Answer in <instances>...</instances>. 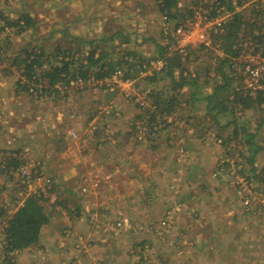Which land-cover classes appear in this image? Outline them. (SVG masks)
Segmentation results:
<instances>
[{"label": "rangeland", "instance_id": "374dc122", "mask_svg": "<svg viewBox=\"0 0 264 264\" xmlns=\"http://www.w3.org/2000/svg\"><path fill=\"white\" fill-rule=\"evenodd\" d=\"M194 1L182 0L181 4L192 9L195 8ZM213 1L215 0H203V9L196 8L197 16H189L181 26L186 36H176L175 41H171L164 37L165 19L159 12L157 0H0V47L6 44L2 54L5 60H13L27 48L37 51L41 48L45 57L49 58V53L54 52L59 39L63 40L61 46L64 48L73 52L75 50L76 53L81 51L80 62L95 52L96 57L104 55L100 65L110 62L113 64L111 67H115L116 72L108 76L74 80L69 90L60 84L56 88L61 90L62 95L65 94L63 101L75 104V107L83 108L87 105L86 101L77 100V97L80 95L92 98L94 90L105 91L107 95H120L127 102L133 103L139 110V118H127L125 122L129 121L127 132L131 133L130 138L134 144H146L160 138V132L166 130L174 120L170 115L181 112L186 107L184 103L175 102V111H160L153 124L148 121L151 119L150 112L153 114L155 109V96L161 97L164 92L165 99L168 95L177 94L203 96V104H200L203 108V140L199 136L188 140L186 134L170 131L173 136L176 135V139L172 141L170 150L164 152V158L175 159L174 165L170 166L174 186L165 185V189L161 190L155 174L149 177L150 172L157 174L155 170L163 169L165 165L163 163V166H158L162 154L157 152L145 156L148 162L155 157L158 161L156 165L152 161L149 164L147 173L144 174L148 180L141 184L134 180V191H118L117 184L121 178L113 173L111 159H94L95 152L91 149L88 156L81 155V161L78 162L80 169L76 170L80 178L77 181L79 192H82L80 194L85 195L84 197L91 195L92 186L96 190L92 193L95 196L89 200L94 211L92 207L87 209L86 205L84 208L89 217V229L84 231L81 224L73 226L70 223L54 234L46 225L39 243L27 248L34 250L29 254L30 260L24 263L19 260L22 251L4 253L3 228L5 222L29 196H39L50 187L48 182L53 177L47 174V166L36 164L30 153L34 154L31 149L34 150L38 145L45 147V152L47 151V133L34 129L37 124L46 129L47 119H42L35 112L44 108L47 111V107L54 108L52 103L61 96L52 94L48 98L46 94L44 97H36V93L29 95L26 92L18 95L15 93L18 90L14 83L16 76L0 75V210L6 212L0 218V252H3L0 253V264H264V147L255 163L253 162L254 165L252 164L253 153L257 145L263 142L264 135L250 136L256 131L262 132L260 129L264 126L259 128V124L264 116V105L256 107L257 104L253 103L246 106L245 110H236L230 102L234 97V90L244 94L248 89L250 78L247 67L251 65L250 69L253 70L264 65V42L261 44L258 39H252L264 32V0L240 2L242 4L238 11L251 23L257 18L256 11L262 12L258 16L256 27L252 28L254 31L251 37L246 33L247 38L244 39L246 34H240L243 37L240 45L242 54L234 61L236 65L232 73L236 80L232 81L229 89L218 92L215 98L222 100L226 106L229 105L227 109L231 111L225 115H216L217 109L208 113L209 108L216 105L217 101H210L208 98L216 93L219 85L225 83L218 71L219 59L224 57V53L220 41L215 40L213 35L229 17V12L223 11L227 7H223L222 11L219 9L216 17H211L213 12L206 6L212 5ZM24 14L32 18V25L17 34L18 27H11L9 23L21 19ZM208 17H211L210 21H207ZM173 26L174 23L170 24L171 32L174 30ZM179 28L175 29L176 33ZM244 31L246 29L242 28L241 32ZM54 33L57 34L56 37L47 38ZM170 43L172 52L181 53L176 54L181 56L183 66L172 69L168 65L164 66L163 68L167 67L166 72H160L159 78L151 81L152 85L146 81L151 73L143 71L146 68L150 71V67L159 62L157 68L164 65L165 62L154 60L164 53V47ZM184 48L188 49L186 54L180 51ZM128 51L136 52L137 56L132 57L129 67H120L118 62ZM21 58H25L24 53ZM251 60L255 64H250ZM44 61L39 72L50 68L47 60ZM54 63L56 62L53 61ZM103 69L107 70L109 67ZM228 70L226 68V72ZM145 76L147 79H144ZM183 78L188 84L183 83ZM72 108L68 112L70 120L86 119V124L82 121V133L75 129L69 132L76 146L84 145L80 142L81 134L85 135L83 140L88 137L87 144L93 143L99 138V130H105L102 137H110L108 140L112 142L117 140L110 130L117 125L109 124H113L111 121L114 119L124 118L123 107L117 109L115 104L105 102L98 106V114L93 118L86 113L81 115L77 108ZM180 119L184 121L183 118ZM235 121L247 131L243 130L238 136H232ZM175 128L186 129L180 121H177ZM228 136H231V140L225 145L226 141L222 143V140H226ZM102 137L101 140L104 141L106 138ZM202 141L203 150L199 147ZM86 147L91 148L92 145ZM11 153L14 157L18 155L25 163L24 166L4 169L7 165L5 159ZM201 153L203 163L198 164ZM38 168L41 173L36 178L32 177L31 174H38ZM168 172L170 173V169ZM174 172L185 174L181 176L182 182L179 177L174 176ZM117 173L121 174V170ZM25 175L30 177L25 180ZM50 184L59 185L57 196L62 195L65 189L69 192L72 187L65 181L56 183L53 179ZM202 184L203 215L199 217L193 194L199 192L197 189ZM45 197H50L49 204L54 200L53 192ZM77 204L78 200L66 204L71 210L70 216L76 222ZM222 205L231 211L222 212L218 217ZM50 207L46 202V208ZM233 208H237L239 214ZM235 216L239 217L237 220L240 221V226L236 223ZM200 222H203V227ZM119 224H122L120 228ZM146 235L154 236L156 240ZM58 236L71 240L69 245L61 243L55 247L53 244ZM201 239L203 246L200 248L197 246ZM46 241L47 250H43V247L46 248ZM25 259L22 258L23 261Z\"/></svg>", "mask_w": 264, "mask_h": 264}, {"label": "trees", "instance_id": "16d2710c", "mask_svg": "<svg viewBox=\"0 0 264 264\" xmlns=\"http://www.w3.org/2000/svg\"><path fill=\"white\" fill-rule=\"evenodd\" d=\"M158 1V9L162 17L165 19V24L163 27V33L165 39L171 41H175V37L178 36L175 29L178 27H181L185 24L186 20L189 16L196 17V8L203 9V0H192V3L194 1L195 8H188L187 6H182L181 2L182 0H157ZM201 1V2H200ZM242 0H237L235 3V0H215L213 1V4H209L206 6V8L209 9V11L212 13L213 16L216 17L217 11L220 9L222 11L223 7H227L223 11L229 12V17L226 21L222 23L221 28L218 29V32L214 34L215 40L220 41L221 47L223 49V58H220V64H219V74L224 79V84L219 85L218 88H216V93L209 97L208 100L213 101L217 100L216 105H214L212 108H209V113H211L214 110H220V112H226L227 111V105L222 102L220 99H215L218 95V92H221L222 90L229 89L231 86L232 81L236 80V78L232 77V73L234 72V61L240 58L242 54V49L240 45L243 42V37L241 38L240 34H250L248 35L251 37L252 31H254V27H256V21L258 22V16L262 11H256L257 18L256 20L251 23L248 20H246L245 15H243L241 12L238 11V8L242 3ZM189 5V4H188ZM202 12V10H201ZM203 13V12H202ZM255 15V16H256ZM204 16V15H203ZM205 17V16H204ZM211 17H208L207 21L211 20ZM21 21L23 23L21 24ZM32 18L28 14H24V16L21 19H18L16 21H11L9 25L11 27H18V33L20 34L28 28V26L32 25ZM174 23V30L171 32L170 24ZM251 27V29L249 28ZM223 28V29H222ZM246 29V31L241 32V29ZM3 31V29H2ZM58 31V30H57ZM261 31V29H260ZM243 34V35H244ZM247 34L244 36V39L247 38ZM57 34H51L47 38L51 39L53 37H56ZM221 39V40H220ZM253 40L258 39V41L262 44L264 42V32L261 34L259 33L258 36H254L252 38ZM63 41V40H62ZM62 41L58 39L56 43V48L54 52L49 53V58L45 57V52L41 50V48L37 50H31L30 48H27L23 53L25 54V58H21L23 53L20 52L19 55L15 56L13 60L7 58L5 60L4 56V48L0 47V75L4 74L5 77H13L15 78V84L18 88V90L15 92L18 95L21 93H28L29 95H33L34 93L37 94L36 97H44L47 94L48 96H52V94H56L57 96H61L60 100L64 98V95L61 94V90L57 89V85L60 84L65 89L71 87V83L74 80H79L81 78H84L87 80L88 78H103V76H108L109 74L116 72L115 67H111L113 64L110 63H103L100 65V62H103V56L96 57L95 52H92L89 54L87 58H85L82 62L80 60L82 57L80 56L81 51L74 50L71 51L68 48H64L62 45ZM171 43L164 47V53L160 55L159 58H156L154 61L158 62H165L164 66L172 68H179L181 65H177L173 60V55L180 52H172V49L170 47ZM170 47V48H169ZM188 50V49H187ZM76 54H79V56L76 57ZM51 55V56H50ZM55 56V57H53ZM137 56L136 52H126L118 62L120 67H129L132 57ZM60 58V60H57ZM47 60L48 65L50 68L47 70H43L41 72L40 69L43 68L45 61ZM53 61L56 62L53 64ZM80 62V63H79ZM109 67V69L104 70L103 68ZM162 68L161 70H158L157 67L151 66L150 71H143V73H151V76H145L144 79L147 77L150 79V81H155L159 77L158 75L160 72L165 71L166 69ZM226 68H229V70L226 72ZM103 69V70H102ZM155 69V71H153ZM157 69V70H156ZM152 72L153 75H152ZM71 77V78H70ZM70 78V79H69ZM146 78V79H147ZM183 83L188 84L186 80L183 78ZM262 84L264 85V79L262 81ZM241 92L239 90H234V97L230 99L231 103L234 104L235 109L239 110H245L246 106H251L253 103L257 104L256 107H262L264 105V88L261 90L256 91V96L252 95L251 89L247 90L244 94H240ZM148 96V95H147ZM66 97V96H65ZM49 98V97H48ZM47 98V99H48ZM151 99V98H150ZM154 112L153 114L150 112L151 119L148 122H151L153 124L155 120H157L158 113L160 111L165 112H172L175 111V106L177 105L175 102H177L174 98H167L164 101L159 100L156 96L154 97ZM236 104V105H235ZM255 107V108H256ZM161 115V114H160ZM262 123L259 124V128L264 126V116L262 117ZM258 126V125H257ZM264 128V127H263ZM262 132H254L251 133L250 136H255V134H259V137H263L264 135V129ZM247 131L245 130L244 126L239 125L237 121H235V129L234 132L231 134L232 136H238L241 131ZM262 133V134H261ZM264 138V137H263ZM231 140V136L227 137L226 140H222V143L225 141V145L227 144V141ZM261 145H257V149L254 151L252 156V164L255 163L260 151L264 147V140ZM232 150V148H231ZM242 152V150L240 151ZM19 154V153H18ZM5 161H7V165L4 169H8L10 166H13L15 169H18L22 166H24L23 160L18 157L12 156V153L10 156H7ZM254 165V164H253ZM254 167V166H253ZM257 167V166H256ZM38 174L33 175L32 177L36 178L39 176V173H41L40 168H38ZM256 170V168H254ZM30 175H25L23 179L29 178ZM55 182V178H52ZM52 179H50L48 182V185L50 186L47 188L46 191H42L39 196H29L23 205L19 207V209L14 212L12 217H10L4 225L3 233L5 234L4 237V253L7 254L9 252L14 251H23L35 244H38L41 238L42 230L43 228L49 224L51 214L48 212V209H51L52 207H55L56 210L59 211L60 207H64L68 203V199H70V196H66L64 200L60 196H57V191L59 185H52ZM264 182V178L262 180ZM27 186V183H26ZM67 189L64 190L66 192ZM52 192L54 194V200L49 204V198L45 197V195H52ZM68 193V192H67ZM57 196V197H56ZM47 205H50V208H46V202ZM44 203V204H43ZM6 212L3 210H0V218L4 217ZM3 253V252H0Z\"/></svg>", "mask_w": 264, "mask_h": 264}, {"label": "crops", "instance_id": "0c3cea01", "mask_svg": "<svg viewBox=\"0 0 264 264\" xmlns=\"http://www.w3.org/2000/svg\"><path fill=\"white\" fill-rule=\"evenodd\" d=\"M179 65L183 66V62H181ZM146 81H149L151 83L149 78ZM151 84L153 85V83ZM93 94L94 96H92V98H90L89 96H80V95L77 97V100L87 102V105H85L83 108L79 106L75 107V104H68L65 101H63L64 99L62 100L59 99L58 101L52 103V105H55L53 106L54 108L50 109L47 107V111L46 108H44V109H40L39 112L37 111L35 112L38 113V116H40L42 119L43 117L47 119L46 129H44L38 124L34 128L35 130L41 133H47V143H46L47 151L45 152V147L43 146L41 147L39 145L36 146L34 150L31 149V151L34 152V154L30 153L32 155L33 161L36 164L47 166V174H50L53 178H55L56 183H58V181L59 182L65 181L67 184H70L72 186L71 189H69V192L67 190L66 192L62 193V195L60 194L61 198L65 199L66 196H70V199H68V203L76 202L78 200V204H77L78 208L76 211L77 222L70 216V214H72L71 210L67 208L66 205H64V207H66L67 209H64V207H60L59 211L56 210L55 207L48 209L49 210L48 212L51 214V218L47 227H49V229H51L52 233L54 234H57L58 229L59 230L63 229L65 226L70 225V223L73 226L76 223L81 224L82 229L84 231H86V229H89V225H88L89 217L88 214H85L84 208L86 205L87 209L92 207L94 211V207L91 206L89 200L90 198H93L94 194L92 193L94 191L96 192V190H94V187L92 186V190H90L91 195H88L87 197H84L85 195L83 196L82 194H80L82 193L81 191L79 192L80 186H78L77 181L80 178L77 176L76 170L80 169L78 162L81 161L80 159L82 158L81 157L82 154L88 156L87 153L92 149L95 152V154L93 155L94 159L95 158L101 159L103 161H108L106 159H111L112 164L114 165L113 173L115 174L116 177L121 178L118 181L117 190L122 192L123 191L129 192V190L132 191L135 190L134 189L135 185L133 184L134 180H137L140 184L148 180L144 174L147 173L148 166L149 164H151V161L153 165H156V163L158 164L156 157L155 159L153 158L152 160H150V162H148L146 161L145 156L147 157L149 156L148 154H152V153L155 154L157 152H160L162 154V158H161V162H159L160 165L158 164V166L159 167L163 166L162 164L165 163L166 167L164 165L163 169L156 168L157 170L155 171H157V174L156 172H150L151 175L149 177H152V175L155 174L157 178L156 182L158 183V185H160V189L163 190L165 189V185H167L168 187L169 185L170 187L175 185V183L172 181L173 172H171L172 170L170 167L174 165L175 159L167 158L166 160L164 158V152L170 150V148L173 146L171 144L172 141L176 139V135L173 136L170 131L172 130L175 131L176 133L178 132V133L186 134L185 136L186 138H188V140L193 136H199L203 140V108L200 105L203 104V96L199 97L197 94L196 95L190 94L188 96L178 95V94L172 96L168 95V98L169 97L174 98L177 101V103L179 102L184 103L186 107L182 109L183 111L178 113H173V115H170L173 116L174 120L172 123L169 124V127L166 130L160 132L159 135L160 138H157V140H154L153 142L150 141L146 144L138 145L132 142L130 138L132 137V135L130 132H127L128 131L127 124L129 121L125 122L127 118H139V116H137L139 110L136 108V106L133 103L124 100V98L120 95H116V96L107 95V93L102 90L99 91L94 90ZM165 94L166 93L164 92V94H162L161 97L158 95L156 97L159 100L164 101ZM105 102H110L115 104L117 109H121V107H123L122 113L124 114V118L114 119L111 121L114 123L109 124L113 126L114 125L119 126V127L115 126L113 128H110V130L113 131L112 132L113 138H116L117 140L115 142H112V140H108L110 139V137L109 138H106V136L102 137L105 133V130H101V131L99 130L98 131L99 138L95 140L93 143L91 142L87 144L86 142H88L89 140L88 137L83 140L85 135L81 134L82 136L80 138V142L84 145L76 146L73 140L71 139L72 137H70L69 132L70 130L75 129L76 131L82 133L84 131L83 130L84 123L86 124L85 122L86 119L81 118V120L78 119L79 120L78 121L76 118V121L70 120L68 117V112L72 111L73 110L72 107H74L77 108L76 110H78V112L81 115H84L86 113L88 117L93 118L98 114V106L101 104H105ZM59 104H63V106ZM228 111L231 110L227 109L226 112H220V110H218L216 115H218L219 113H221L220 115L222 114L225 115L226 113H229ZM211 113H213V111ZM175 116H179V117L176 118ZM180 118H183L184 121H181ZM177 121L184 123L186 129L177 130V128H175ZM188 132L190 134H188ZM101 137L106 139L102 141ZM201 143L199 147L201 150H203V141ZM89 145H92V147L87 148L86 146ZM76 152H78L79 154L77 155ZM197 161L198 164L203 163V153H201L200 159H198ZM93 163L96 164L97 166H101V164H99L96 161H93ZM129 166H131V169H128ZM132 166H134V168H132ZM58 167L65 168L66 170L59 169ZM169 169H170V173L168 172ZM120 170H121V174L117 173L120 172ZM131 170H133L134 172H131ZM52 172L56 174L52 175L51 174ZM175 175L177 178L179 177L180 182H182L181 176L185 174L174 172V176ZM134 176L138 178H134ZM197 190L199 192H195V194H193L195 195L197 201V203L194 206L197 209L196 211L199 213L198 216L200 217L201 214L203 215V184ZM160 192L162 193V195H164L162 191ZM76 193L78 194L77 196ZM220 209L221 210L218 217L221 215L222 212L227 213L231 211V209L226 208L225 205H222ZM233 209H236L235 212L239 214L237 208H233ZM232 212L235 214L234 211ZM235 218L237 220L239 217L235 216ZM149 222H151V220ZM236 223L238 224V226H240V221L237 220ZM201 224L203 227V222ZM146 236L149 237L150 239L152 238L156 240L154 236L151 235H146ZM223 239H228V238L223 237ZM56 240H57L56 243L53 244L55 247L56 245L58 244L60 245L61 243H66L67 245H69L71 241L69 239L68 240L65 239L64 237L62 239V236L56 237ZM204 242H206V240H204ZM207 244L210 243L208 242ZM44 245L46 248L44 249L43 247L42 249L47 250V241L44 242ZM201 246H203V239H201L198 242L197 247L201 248ZM48 248H50V246H48ZM33 250L34 249L31 248L20 252L21 255L19 256V260L24 263L27 260H30L29 257L33 252ZM23 257L26 258L24 261L22 260Z\"/></svg>", "mask_w": 264, "mask_h": 264}, {"label": "built area", "instance_id": "2783aa9c", "mask_svg": "<svg viewBox=\"0 0 264 264\" xmlns=\"http://www.w3.org/2000/svg\"><path fill=\"white\" fill-rule=\"evenodd\" d=\"M183 30H184L183 27H180L177 30L178 37H180V36L185 37L186 36ZM186 50L187 49H185V48H184V50L180 49V51L185 53V54H186ZM158 64H160V62ZM158 64L156 63V64H153V65H155V67H157L156 65H158ZM250 64H255V63H252V60H251ZM163 67H164V65L163 66H158V69L163 68ZM251 67H252L251 65H249L247 67V73H248L249 78H250L249 82H248L249 85H248V89L247 90L251 89V91H252L251 94H255L257 90H259V89L262 90L264 88V85L262 84V81L264 79V65L262 64L259 67L257 66L253 70L250 69ZM125 83L127 84L128 82H123V84H125ZM137 101L139 102L140 100L137 99ZM141 104H143V102H141ZM121 225L122 224H119L118 228H120Z\"/></svg>", "mask_w": 264, "mask_h": 264}, {"label": "water", "instance_id": "95a60500", "mask_svg": "<svg viewBox=\"0 0 264 264\" xmlns=\"http://www.w3.org/2000/svg\"><path fill=\"white\" fill-rule=\"evenodd\" d=\"M173 60L177 65H179L181 63V56L179 54H176L175 56H173Z\"/></svg>", "mask_w": 264, "mask_h": 264}]
</instances>
